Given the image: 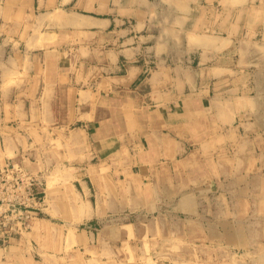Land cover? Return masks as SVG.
<instances>
[{
  "label": "crops",
  "instance_id": "obj_1",
  "mask_svg": "<svg viewBox=\"0 0 264 264\" xmlns=\"http://www.w3.org/2000/svg\"><path fill=\"white\" fill-rule=\"evenodd\" d=\"M14 157L0 264H264V0H0Z\"/></svg>",
  "mask_w": 264,
  "mask_h": 264
},
{
  "label": "built area",
  "instance_id": "obj_2",
  "mask_svg": "<svg viewBox=\"0 0 264 264\" xmlns=\"http://www.w3.org/2000/svg\"><path fill=\"white\" fill-rule=\"evenodd\" d=\"M43 180L30 173L19 157L0 165V242L4 245L27 234L41 204Z\"/></svg>",
  "mask_w": 264,
  "mask_h": 264
},
{
  "label": "bare ground",
  "instance_id": "obj_3",
  "mask_svg": "<svg viewBox=\"0 0 264 264\" xmlns=\"http://www.w3.org/2000/svg\"><path fill=\"white\" fill-rule=\"evenodd\" d=\"M240 242V241H239Z\"/></svg>",
  "mask_w": 264,
  "mask_h": 264
}]
</instances>
